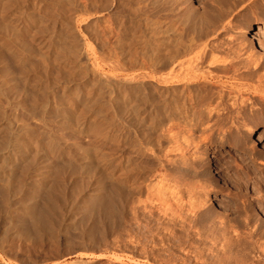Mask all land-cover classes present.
Masks as SVG:
<instances>
[{
	"label": "rangeland",
	"instance_id": "rangeland-1",
	"mask_svg": "<svg viewBox=\"0 0 264 264\" xmlns=\"http://www.w3.org/2000/svg\"><path fill=\"white\" fill-rule=\"evenodd\" d=\"M247 29L264 45V0H0V140L38 143L53 163L46 182L34 179L32 158L11 176L12 188L35 185L47 213L0 219V264H264V139H251L264 119V78L238 74L256 67L263 76L264 57L238 52ZM214 45L221 62L240 54L243 66L189 63ZM174 73L181 79L167 82ZM192 74L199 79L182 80ZM220 90L232 92L224 106ZM185 110L193 119L177 121ZM53 141L93 163L54 156ZM97 182L101 195L76 218L75 202Z\"/></svg>",
	"mask_w": 264,
	"mask_h": 264
},
{
	"label": "bare ground",
	"instance_id": "bare-ground-1",
	"mask_svg": "<svg viewBox=\"0 0 264 264\" xmlns=\"http://www.w3.org/2000/svg\"><path fill=\"white\" fill-rule=\"evenodd\" d=\"M263 22V20H262V18H256V21L254 22L256 25L258 24V28H257V30L258 29H262V26H260V24ZM170 24V23H169ZM169 24H167V26L165 27V34H166V36L167 35H169V33L172 31V27H171V25H169ZM173 25V24H172ZM245 33H247L246 34V36H244V40H243V42L242 43H240L237 47V50H238V52H242V53H247V52H249L251 49H255L258 53H259V55L260 56H263L264 57V45H263V43L262 42H260L259 41V36H257V38H255V36H256V34H257V32H252L251 33V31H250V33H251V35L250 34H248L249 33V31H248V29L246 30V32ZM262 33V32H261ZM253 35H255V36H253ZM257 39H258V41H257ZM206 46H208V45H203L202 46V48L200 49V52H201V50H204L205 48H207ZM194 47H196V46H194ZM198 47V46H197ZM201 47V46H200ZM199 47V48H200ZM219 48V46L218 45H214V46H209V48L206 50V52L205 53H203V54H201L200 56H198V55H196V56H193V57H191L190 59H189V63H191V62H193L194 63V61L193 60H197V59H201V60H205L206 58H208L209 60H210V62L212 63V64H215L214 65V68H216L217 70H219L218 68H219V66L220 67H224L225 69L224 70H220L221 72L222 71H224V72H228V69L230 70V72H232V71H236V70H238L239 69V66H243V63L242 62H240V58H239V56H240V54H239V56H238V60L236 61V62H229V61H224V60H222V61H224V62H221V60H219V58L217 57V55L216 54H214L216 51L215 50H217ZM187 50V49H186ZM192 51V50H191ZM190 50H189V52H191ZM193 51H195V50H193ZM215 51V52H214ZM218 51V50H217ZM188 52V51H187ZM191 53H193V52H191ZM243 55V54H242ZM190 57V56H189ZM188 57V58H189ZM262 57V58H263ZM221 59V58H220ZM228 59V58H227ZM234 59V58H233ZM246 59V58H245ZM188 61V60H187ZM235 61V60H234ZM249 61V60H248ZM172 62V61H171ZM196 62V61H195ZM170 63V62H169ZM175 63V62H174ZM264 63V58L262 59V61H261V65ZM193 65V64H192ZM247 67V66H246ZM249 67V66H248ZM258 67H261V66H258ZM167 68V67H166ZM186 68V67H185ZM187 68H188V66H187ZM191 68V67H190ZM182 69V68H181ZM189 69V68H188ZM187 69V70H188ZM215 69V70H216ZM222 69V68H221ZM186 70V71H187ZM194 70V69H193ZM216 70V71H217ZM232 70V71H231ZM185 71V72H186ZM257 68L255 67L254 69H252V70H248V71H246L245 73L244 72H242V73H240V72H238V74H240V76H243V75H245L247 78H252L253 79V77H257L259 80L263 77L264 78V75L262 76V74H261V76H259L258 74H257ZM171 72V71H170ZM179 72V71H178ZM236 73V72H235ZM169 74V73H168ZM182 74H184V73H182ZM260 74V73H259ZM174 75V76H173ZM193 75V74H192ZM209 75V74H208ZM237 75V74H236ZM169 76H170V74H169ZM172 76L173 77H170V79H168V81L167 82H170L171 81V79L173 80V81H175L174 79H176L177 78V80H180L181 79V77L178 79V75L177 74H172ZM212 76V77H211ZM210 76V79L211 80H214V79H217L219 76H214V75H211ZM240 76H239V78H240ZM189 77V76H188ZM188 77H186V76H183L182 77V80L184 79V80H188V79H190V80H192V81H195V80H198L199 79V77L198 76H195V74L192 76V77H190V78H188ZM230 77V76H229ZM245 77V78H246ZM236 78V77H235ZM243 78V77H242ZM176 80V81H177ZM189 80V81H190ZM219 80V79H218ZM164 81V80H163ZM175 81V82H176ZM210 81V80H209ZM258 81V80H257ZM166 82V81H165ZM208 82V81H207ZM213 82V81H212ZM219 82H220V80H219ZM260 82V81H259ZM211 83V82H210ZM209 83V84H210ZM213 83H215V82H213ZM217 84V83H216ZM214 86V84H210V86ZM219 85V84H218ZM221 86V85H220ZM227 87V86H226ZM263 88V87H262ZM222 89H225V86H224V88H222ZM227 89V88H226ZM260 89V88H259ZM209 90H212V89H209ZM208 91V90H207ZM219 91V90H218ZM222 91H224V90H222ZM227 91V90H226ZM224 91L225 93H222L221 92V90H220V92H219V94H218V100L217 101H221L220 103L224 106L225 104H223L222 102H224L223 100L225 99V97H228L229 98V96H230V94L232 93V92H230V91ZM211 92V91H210ZM215 92V91H214ZM234 92V91H233ZM239 92V91H238ZM209 94V93H208ZM201 95V94H200ZM213 95V94H212ZM206 96H208V95H206ZM209 96L210 97H213V96H211V94H209ZM260 96H261V94H260ZM264 95H262L261 96V98H264L263 97ZM232 97V96H231ZM172 98V97H171ZM205 98V97H204ZM215 98V97H214ZM198 99V98H197ZM217 99V98H216ZM200 100V99H199ZM205 100V99H204ZM215 100V99H214ZM236 100V99H235ZM195 101V100H194ZM206 101V100H205ZM169 102V101H168ZM179 102V101H178ZM226 102V101H225ZM243 102V101H242ZM241 102V103H242ZM177 103V102H176ZM175 103V104H176ZM181 103V102H180ZM220 103H218L219 105H220ZM179 104V103H178ZM190 104V103H189ZM197 104V103H196ZM204 104H205V102H204ZM217 104V105H218ZM230 104V103H229ZM192 105V104H191ZM195 105V104H194ZM201 105V104H200ZM203 105V104H202ZM228 104H226V106H227ZM243 105V104H242ZM214 106V105H213ZM229 106V105H228ZM65 107V106H64ZM176 107H178L177 105H176ZM201 107V106H200ZM207 107V106H206ZM232 107V106H231ZM61 108V107H60ZM90 108V107H89ZM180 108V107H179ZM178 108V109H179ZM185 108V107H184ZM199 108V107H198ZM212 108V107H211ZM235 108V107H234ZM175 109V108H174ZM182 109H183V107H182ZM186 109V108H185ZM223 109H225V108H223ZM128 110V109H127ZM181 110V108L178 110V111H180ZM190 110V109H189ZM195 110V109H194ZM193 110V111H194ZM202 110V109H201ZM213 110V109H212ZM230 110V109H229ZM233 110V109H232ZM120 111V110H119ZM183 111V110H182ZM121 112V111H120ZM130 112V111H129ZM167 112V111H166ZM169 112H171V111H169ZM174 113H175V111H173ZM176 112H177V110H176ZM191 111H188V110H185L184 112H183V114H181L180 113V115L178 114L177 115V117H175L176 118V120L178 121V120H184V121H186L188 118H190V119H193L192 118V113H190ZM228 112V111H227ZM230 112V111H229ZM63 113V112H62ZM123 113V112H122ZM172 113V112H171ZM179 113V112H178ZM190 113V114H189ZM212 113H213V111H212ZM176 114V113H175ZM218 114V113H217ZM229 114V113H228ZM128 115V114H127ZM168 115H170V113L169 114H167L166 116H168ZM174 115V114H173ZM173 115H171V116H173ZM220 115V114H219ZM121 116V115H120ZM175 116V115H174ZM195 117V116H194ZM201 119H209V117H211V109H210V111H208V113H206L205 114V112L204 113H202L200 116H199ZM225 117V116H224ZM239 117V116H238ZM244 117V116H243ZM122 118V117H121ZM169 118V117H168ZM197 118V117H196ZM217 118V117H216ZM226 118V117H225ZM229 118V117H228ZM80 119V118H79ZM173 119V118H172ZM219 119V118H218ZM222 119V118H221ZM240 119V118H239ZM69 120L70 119H68L67 118V116H62V118H61V122L63 123V124H67L68 122H69ZM128 120V119H127ZM126 120V121H127ZM136 120V119H135ZM169 120V119H168ZM199 120V119H198ZM80 121V120H79ZM125 121V122H126ZM181 121V122H182ZM204 121H206V120H204ZM3 122V121H2ZM1 122V124H4V122L2 123ZM60 122V123H61ZM76 123H77V121H75ZM223 122V121H222ZM6 123H7V121H6ZM136 123V122H135ZM165 123H166V121H165ZM80 124H81V121H80ZM79 124V125H80ZM83 124V123H82ZM81 124V125H82ZM178 124V123H177ZM128 125V124H127ZM168 125V124H167ZM5 125H1L0 127H4ZM7 126V125H6ZM5 126V127H6ZM44 126V125H43ZM67 126V125H66ZM83 126V125H82ZM172 126V125H171ZM8 127V126H7ZM171 128V127H170ZM2 129V128H1ZM0 129V130H1ZM6 130V129H5ZM30 131V130H29ZM78 131V130H77ZM170 131V130H169ZM258 136L255 138V134H254V136H253V138H251L252 139V144H256V146H257V141H263V139H264V119L261 121V123L259 124V128H258ZM8 132V131H7ZM27 132V131H26ZM22 133V132H21ZM3 134H4V132H3ZM29 134V133H28ZM170 134V133H169ZM9 135V134H8ZM18 136V135H17ZM170 136V135H169ZM3 137V136H2ZM47 137V136H46ZM172 138H175V137H172ZM1 139V138H0ZM3 139V138H2ZM1 139V140H2ZM0 140V142L2 143V145L0 146V195H1V199L2 200H4V201H2V200H0L1 202H2V204H3V202L4 203H7L8 205H9V210H6V212H1V211H3V209H2V204H0L1 206H0V213H2L1 215H0V219L1 218H3V220H5V219H11L12 217H16V216H23V217H30L31 219H33L34 220V218H35V220H36V218H39V216H41L42 218L43 217H45L44 215H43V213L44 212H41L42 213V215H41V213H38L39 211H43V209H44V211L46 210V208H43V206L42 205H44V203L47 201V198H44V199H46V201H44V203L42 202V205L40 206L41 208H43V209H41V210H38V209H40V208H38L37 209V205H35V199H37V198H35V195H36V187H35V185H33V184H30V183H27L26 184V186H20V188H19V185H18V188L16 189V187H14L16 190H13L14 188H12V184H11V181L13 180V179H11V176L13 175V176H15L13 173H16V170L18 169V167H19V163H21L22 161H25V160H27L28 158L30 159V158H32L33 160H30V162H32V161H34L35 162V164L37 165H35L36 167H38V169H39V171L38 170H36V172L38 171V176L36 177V178H34L36 181H38V182H46L47 180H49L48 179V175L46 174V172L48 171V168H49V166H50V164L52 163L51 162V160H50V158L49 157H47L46 155H49V154H47V152L48 151H43V150H41L39 147H38V143L36 144V143H31V144H29V142L27 143H25V142H17L15 139H14V141H10L9 140V138H7L6 137V139H5V141L3 140V142ZM249 140V139H248ZM58 141V140H57ZM57 141H55V143H54V141H53V143L54 144H52V143H50V144H52L51 146H50V150H49V152L50 153H52V154H54V156L56 155V157L57 156H59L60 157V155H62V153L63 152H67V151H70V152H72L73 154H74V158H77V160L79 161V163H81V164H83V165H88L89 166V164L91 163H93V159H91V157L90 156H88L87 154H85V152L83 153V152H81L82 150H80V151H77V149L75 150L74 148V150L72 149L71 150V146H69V144L67 145L66 143H64V144H59V142L57 143ZM34 142V141H33ZM47 143V142H46ZM49 143V142H48ZM57 143V144H56ZM60 143H62V142H60ZM252 144L250 143V146H252ZM41 145V144H40ZM44 145V144H43ZM47 145V144H46ZM249 146V147H250ZM44 147H47V146H44ZM254 147L255 146H253V149H254ZM262 147V146H261ZM42 148V147H41ZM179 148V147H178ZM255 148H257V147H255ZM264 148V146L262 147V149ZM43 149V148H42ZM79 149V148H78ZM259 150H261L260 148H259ZM97 152V151H96ZM258 152H262V151H258ZM94 153V152H93ZM178 153V152H177ZM255 154V153H254ZM94 155H95V153H94ZM261 155V154H260ZM31 156V157H30ZM51 156V155H50ZM96 156V155H95ZM257 156V155H256ZM256 156H254V157H256ZM264 156V155H263ZM53 157V156H52ZM105 157V156H104ZM174 157V156H173ZM55 158V157H54ZM62 158V157H61ZM92 158H94V157H92ZM170 158V157H169ZM108 158H106V160H107ZM57 160V159H56ZM55 160V161H56ZM171 160H173V159H171ZM54 161V162H55ZM61 161V160H60ZM108 161V160H107ZM25 162H27V161H25ZM51 162V163H50ZM95 162H97V164H96V167L97 166H99L100 165V167H107V163H106V161L102 158V157H97L96 156V159H95ZM168 162V161H167ZM190 163V162H189ZM216 163V162H215ZM218 163V162H217ZM22 164V163H21ZM27 164H29L28 162H27ZM31 164V163H30ZM53 164V163H52ZM90 164V165H91ZM162 164V163H161ZM168 164V163H167ZM176 164V163H175ZM119 165V164H118ZM24 166H25V164H24ZM34 166V165H33ZM66 166V165H65ZM162 166H164V164L162 165ZM22 167V166H21ZM32 167V166H31ZM35 167V168H36ZM53 167V166H52ZM61 167H63V166H61ZM95 167V168H96ZM102 167V168H103ZM167 167V166H166ZM171 167V166H170ZM219 167V166H218ZM26 168V167H25ZM30 168V167H29ZM81 168H83V167H81ZM91 168V167H90ZM93 168V167H92ZM163 168V167H162ZM169 168V167H168ZM178 168V167H177ZM181 168V167H180ZM198 168V167H197ZM24 169V168H23ZM28 169V168H27ZM63 169V168H62ZM112 169V168H111ZM116 169V168H115ZM154 169V168H153ZM19 170V169H18ZM18 170H17V172H18ZM24 170H26V169H24ZM61 170V169H60ZM65 170V169H64ZM93 170V169H92ZM98 170V169H97ZM173 170V169H172ZM180 170V169H179ZM21 171V172H20ZM19 172L20 173H22L23 171H22V169L20 170ZM86 171V170H85ZM111 171V170H110ZM167 171V170H166ZM181 171V170H180ZM180 171H177V172H179L180 173V175H181V172ZM65 172H66V170H65ZM64 172V173H65ZM112 172V171H111ZM124 172V171H123ZM122 172V173H123ZM173 172V171H172ZM92 173H93V171H92ZM95 173H97V172H95ZM94 173V174H95ZM110 173V172H109ZM119 173H121V172H119ZM169 173V172H168ZM186 173V172H185ZM195 173V172H194ZM63 174V173H62ZM67 174V173H66ZM71 174V173H70ZM93 174V175H94ZM114 174V173H113ZM151 174V173H150ZM177 175H178V173H176ZM32 175V174H31ZM53 175V174H52ZM68 175V174H67ZM67 175H65V176H67ZM71 175H74V174H71ZM91 175V174H90ZM153 175V174H152ZM166 175V174H165ZM186 175V174H185ZM21 176V175H20ZM36 176V175H35ZM97 176V175H96ZM96 176H92L93 178H95ZM116 176V175H115ZM121 177H122V175H120ZM125 176V175H124ZM176 176V175H175ZM16 177V176H15ZM23 177V176H22ZM34 177V176H33ZM63 177V176H62ZM91 177V178H92ZM167 177V176H166ZM13 178V177H12ZM31 178V177H30ZM70 178V177H69ZM90 178V180H92L93 182L96 180V179H91ZM117 178V177H116ZM119 178V177H118ZM163 178V177H162ZM165 178V177H164ZM170 178H171V176H170ZM177 178H178V176H177ZM26 179V178H25ZM50 179H52V178H50ZM71 179V178H70ZM69 179V180H70ZM99 179H100V176H99ZM113 179H114V177H113ZM129 179V178H128ZM148 179V178H147ZM161 179V178H160ZM165 179H167V178H165ZM19 180V179H18ZM30 180V179H29ZM32 180V179H31ZM54 180V179H53ZM61 180H62V178H61ZM116 180V179H115ZM146 180V179H145ZM169 180V179H168ZM171 180V179H170ZM169 180V181H170ZM182 180V179H181ZM17 181V180H16ZM51 181V180H50ZM101 181V180H100ZM120 181H122V180H120ZM143 181V180H142ZM159 181V180H158ZM164 181H166V180H164ZM169 181H167V182H169ZM178 181V180H177ZM176 181V182H177ZM21 182V181H20ZM19 182V183H20ZM23 182H25V180L23 181ZM56 182V181H55ZM89 182H91V181H89ZM96 182V181H95ZM117 182V181H116ZM115 182V183H116ZM152 182H154V181H152ZM163 182V181H162ZM173 182H174V179H173ZM175 182V183H176ZM186 182V181H185ZM17 183H18V181H17ZM51 183V182H50ZM53 183V182H52ZM101 183V182H100ZM100 183H98L97 182V184H99L100 185ZM170 183V182H169ZM183 183V182H182ZM192 183V182H191ZM15 184H16V182H15ZM22 184V183H21ZM58 184V183H57ZM97 184H90V186H88L89 188H87V189H85V191H83L82 189V191H83V196H81V198H80V200H78V201H76L75 202V204H74V209H72V212H74V215L76 216V218H81L82 216H84V214L87 212V209H88V200H91V199H97V198H99V196L101 195L100 193H101V191H102V187H101V185L99 186V185H97ZM148 184H150V183H148ZM152 185H153V183H151ZM156 184V183H155ZM163 184V183H162ZM168 184V183H167ZM179 184V183H178ZM14 185V184H13ZM51 185V184H50ZM53 185H55V183L53 184ZM52 185V186H53ZM59 185V184H58ZM112 185H113V183H112ZM118 185H120V184H118ZM122 185V184H121ZM119 186V187H117V190H118V188H122V186ZM161 185V184H160ZM170 185V184H169ZM175 185V184H174ZM49 186V185H48ZM57 186V185H56ZM87 186V185H86ZM85 186V187H86ZM111 186V185H110ZM114 186V185H113ZM136 186V185H135ZM145 186V185H144ZM149 186V185H148ZM166 186V185H165ZM200 186V185H199ZM41 187V186H40ZM42 187H44V186H42ZM59 187V186H58ZM108 187H109V185H108ZM140 187V186H139ZM147 187V186H146ZM151 187V186H150ZM154 187V186H153ZM153 187H151V188H153ZM163 187V186H162ZM49 188H51V187H49ZM53 188V187H52ZM56 188V187H55ZM111 188V187H110ZM124 188V187H123ZM149 188V187H148ZM155 188H156V186H155ZM166 189H167V186L165 187ZM170 188V187H169ZM172 188V187H171ZM178 188V187H177ZM38 189V188H37ZM44 189V188H43ZM114 189V188H113ZM112 189V190H113ZM154 189V188H153ZM165 189V190H166ZM49 190V189H48ZM51 190V189H50ZM54 190V189H53ZM58 190H60V189H58ZM107 190V189H106ZM140 190V189H139ZM145 190V189H144ZM147 190V189H146ZM162 190V189H161ZM170 190V189H169ZM189 190H191V189H189ZM109 191V190H108ZM152 191H158V189L157 190H152ZM160 191V190H159ZM172 191H173V189H172ZM180 191V190H179ZM25 192V193H24ZM52 192H54V191H52ZM56 192V191H55ZM60 192V191H59ZM116 192V191H115ZM119 192H121L120 191V189H119ZM149 192V191H148ZM24 193V194H23ZM47 193V192H46ZM81 193V192H80ZM114 193V192H113ZM145 193V192H144ZM48 194V193H47ZM82 194V193H81ZM106 194V193H105ZM110 194H112L111 193V191H110ZM152 194V193H151ZM151 194H149L148 193V195H151ZM155 194H157V193H155ZM169 194V193H168ZM107 195V194H106ZM105 195V196H106ZM115 195V194H114ZM147 195V196H148ZM162 195V194H161ZM45 196H46V194H45ZM51 196V195H50ZM54 196V195H53ZM52 196V197H53ZM110 196V195H109ZM119 196V195H118ZM144 196H146V195H144ZM165 196V195H164ZM48 197V196H47ZM104 196H102V198H103ZM168 197V196H167ZM51 198V197H50ZM78 198V197H77ZM105 198V197H104ZM119 198V197H118ZM121 198V197H120ZM123 198V197H122ZM141 198V197H140ZM149 198V197H148ZM151 198V197H150ZM159 198H161V197H159ZM163 198V197H162ZM41 199V198H40ZM43 199V198H42ZM111 199H113V198H111ZM5 200L7 201V202H5ZM38 200V199H37ZM104 200V199H103ZM120 200V199H119ZM144 200V199H143ZM148 199L146 198V201H147ZM181 200V199H180ZM49 201H50V199H49ZM192 201H193V199H192ZM0 202V203H1ZM105 202V201H104ZM168 202V201H167ZM169 202H172V201H169ZM174 202H175V200H174ZM37 203V202H36ZM51 203V202H50ZM49 203V204H50ZM53 203V202H52ZM96 203V202H95ZM112 203V202H111ZM117 203V202H116ZM145 203V202H144ZM154 203V202H153ZM173 203V202H172ZM200 203V202H199ZM38 204V203H37ZM41 204V203H40ZM39 204V205H40ZM46 204H48V202L46 203ZM44 205V207H48V205ZM118 204V203H117ZM157 204V203H156ZM174 204V203H173ZM185 204V203H184ZM187 204H189V203H187ZM198 204V203H197ZM38 205V206H39ZM66 205V204H65ZM123 205V204H122ZM166 205V204H165ZM171 203L168 205V208L170 207V208H172L171 207ZM181 205V204H180ZM194 205V204H193ZM50 206H51V204H50ZM72 206V205H71ZM71 206H70V209H71ZM92 206V205H91ZM94 206V205H93ZM178 206V205H177ZM190 206H191V204H190ZM73 207V206H72ZM95 207V206H94ZM93 207V208H94ZM111 207V206H110ZM164 207V206H163ZM173 207H175L174 205H173ZM195 207H197V206H195ZM204 207V206H203ZM7 208V207H6ZM5 208V209H6ZM7 208V209H8ZM50 208V207H49ZM52 208V207H51ZM100 208V207H99ZM167 208V205H166V209H168ZM176 208H178V207H176ZM180 208V207H179ZM197 208H199V207H197ZM5 209H4V211H5ZM91 209H92V207H91ZM187 209V208H186ZM192 209V208H191ZM48 210V209H47ZM74 210V211H73ZM89 210V209H88ZM105 210V209H104ZM150 210V209H149ZM174 210H175V208H174ZM52 211V210H51ZM164 211V210H163ZM167 211V210H166ZM172 211V209L170 210V212ZM48 212H50V211H48ZM69 212H71L70 210H69ZM71 212V213H72ZM89 212V211H88ZM173 212V211H172ZM46 213H47V211H45V215H46ZM51 213V212H50ZM53 213V212H52ZM92 213V212H91ZM175 213V212H174ZM193 213V212H192ZM40 214V215H39ZM54 214V213H53ZM176 214V213H175ZM49 215V214H48ZM72 215V214H71ZM73 215V216H74ZM169 215V214H168ZM171 215V214H170ZM172 215H173V213H172ZM56 216H57V214H56ZM66 216V215H65ZM69 216V215H68ZM89 216V215H88ZM194 216V215H193ZM40 217V218H41ZM61 217V216H60ZM165 217V216H164ZM20 218H22V217H20ZM41 218V219H42ZM53 219H54V217H52ZM63 218V217H62ZM66 218H68V217H66ZM75 218V217H74ZM85 218V217H84ZM90 218H92V217H90ZM100 218V217H99ZM13 219V218H12ZM30 219V220H31ZM45 219V218H44ZM59 219V218H58ZM69 220L71 219L72 220V216L71 217H69L68 218ZM82 219V218H81ZM183 219V218H182ZM18 220H22V219H18ZM32 220V221H33ZM34 220V221H35ZM57 220V219H56ZM67 221L66 223L68 224V223H70V222H72V221H75V220H70V221ZM92 220V219H91ZM8 221V220H7ZM11 221V220H10ZM37 221V220H36ZM44 221V220H43ZM46 221V220H45ZM55 221V220H54ZM89 221V220H88ZM166 221V220H165ZM40 222V219H38V222H36L37 224ZM57 222V221H56ZM60 222H64L65 223V221L62 219V221H60ZM42 223V222H41ZM58 223H59V220H58ZM65 223V224H66ZM73 223V222H72ZM79 223V222H78ZM57 224V223H56ZM81 225V224H80ZM39 226V225H38ZM59 226V225H58ZM65 226V225H64ZM16 227V226H15ZM60 227V226H59ZM0 228H2V226L0 227ZM6 228V227H5ZM12 228V227H11ZM61 228H63V227H61ZM173 228V227H172ZM5 230V229H4ZM13 230V229H12ZM16 230V229H15ZM55 230V229H54ZM6 231V230H5ZM17 231V230H16ZM55 231H57V230H55ZM62 231V230H61ZM169 231V230H168ZM7 232V231H6ZM10 232V231H9ZM60 232V230L58 231V233ZM63 232V231H62ZM252 232V231H251ZM3 233H4V231H3ZM8 233V232H7ZM1 234V233H0ZM4 236V235H3ZM5 236H7V235H5ZM55 236H57V235H55ZM22 237H24V236H22ZM65 237V236H64ZM7 238V237H6ZM12 238V237H11ZM27 238V237H26ZM56 238H58V237H56ZM59 239V238H58ZM28 241V240H27ZM58 242V241H57Z\"/></svg>",
	"mask_w": 264,
	"mask_h": 264
}]
</instances>
